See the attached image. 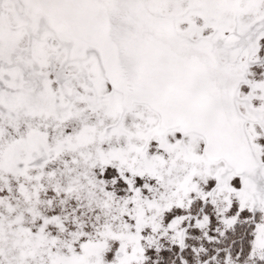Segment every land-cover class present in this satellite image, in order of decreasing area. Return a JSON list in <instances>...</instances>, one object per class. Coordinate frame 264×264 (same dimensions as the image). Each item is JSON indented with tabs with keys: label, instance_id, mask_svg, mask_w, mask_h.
I'll list each match as a JSON object with an SVG mask.
<instances>
[{
	"label": "snow or ice",
	"instance_id": "1",
	"mask_svg": "<svg viewBox=\"0 0 264 264\" xmlns=\"http://www.w3.org/2000/svg\"><path fill=\"white\" fill-rule=\"evenodd\" d=\"M0 264H264V0H0Z\"/></svg>",
	"mask_w": 264,
	"mask_h": 264
}]
</instances>
